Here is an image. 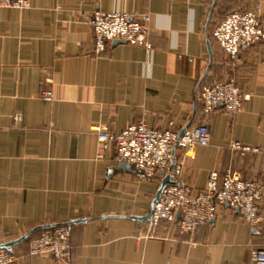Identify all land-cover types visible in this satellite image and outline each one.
<instances>
[{
	"label": "crops",
	"instance_id": "0c3cea01",
	"mask_svg": "<svg viewBox=\"0 0 264 264\" xmlns=\"http://www.w3.org/2000/svg\"><path fill=\"white\" fill-rule=\"evenodd\" d=\"M29 1L0 8V245L14 242L17 264H254L252 250L264 248V38L231 58L212 32L234 11H257L264 31V0ZM97 10L148 14L151 50L113 41L97 52ZM230 78L247 96L241 109L205 113L199 92ZM139 122L178 133L204 124L210 144L191 158L174 148L166 171L142 179L93 131ZM231 141L263 153L241 155ZM227 169L261 183L256 226L219 204L194 233L177 219L150 227L166 175L201 190L209 171ZM57 224L70 225L68 263L29 251Z\"/></svg>",
	"mask_w": 264,
	"mask_h": 264
},
{
	"label": "built area",
	"instance_id": "2783aa9c",
	"mask_svg": "<svg viewBox=\"0 0 264 264\" xmlns=\"http://www.w3.org/2000/svg\"><path fill=\"white\" fill-rule=\"evenodd\" d=\"M29 6V0H0V8L21 10ZM149 20L146 13L93 12L90 23L95 50L103 51L107 43L121 40L150 51ZM212 35L220 47L234 58L264 38L261 16L257 11L230 12L217 23ZM52 96L48 88L41 92L45 100H51ZM246 98L233 78L203 87L197 97L205 113L209 114L221 105L227 115L239 111ZM15 120H20L19 114L15 115ZM93 131L102 150L113 146L118 161L133 166L142 179H151L159 171H166L174 148L183 150L184 155L191 158L198 146L209 145L211 140L210 131L204 124L189 126L181 136L174 130L152 128L145 122L118 132L101 126L93 127ZM227 146L241 155L263 153L259 148L243 145L239 141H231ZM262 190L259 182L244 179L238 170L227 169L222 175L211 170L201 190L183 183L166 185L151 209L149 225L153 227L161 221L177 219L181 232L194 233L200 225L216 217L219 204H227L254 227L261 219L257 202ZM70 240V225H53L31 239L29 251L32 255L51 256L68 263L71 260ZM251 259L254 264H264V248L253 249ZM17 261L18 257L11 249L0 247V264H17Z\"/></svg>",
	"mask_w": 264,
	"mask_h": 264
},
{
	"label": "water",
	"instance_id": "95a60500",
	"mask_svg": "<svg viewBox=\"0 0 264 264\" xmlns=\"http://www.w3.org/2000/svg\"><path fill=\"white\" fill-rule=\"evenodd\" d=\"M115 42H121V40H116ZM189 126H190V123H188V125H187L184 129H182V130L179 132V135L181 136V135L184 133V131H185ZM172 152H173V151H172ZM120 164H121V166H122L123 168H132L134 171L138 172L133 166H131V165L127 164V163H123V162H121ZM171 183H172V181L170 180V176H169V175H166V176L164 177V179L162 180L160 186H159V189H158V191H157V193H156V198H155V200H154V202H153V204H152V207H153L154 203L156 202V200L158 199V197H159V195H160L162 189H163L166 185L171 184ZM178 217H179V214H178ZM147 218L150 219V214L147 215ZM12 244H14V242L2 244V245H0V247H5V248L10 249V245H12Z\"/></svg>",
	"mask_w": 264,
	"mask_h": 264
},
{
	"label": "rangeland",
	"instance_id": "374dc122",
	"mask_svg": "<svg viewBox=\"0 0 264 264\" xmlns=\"http://www.w3.org/2000/svg\"><path fill=\"white\" fill-rule=\"evenodd\" d=\"M261 150V149H260ZM253 153V152H252ZM241 173V172H240ZM245 179V178H244ZM247 180V179H246ZM251 181H257V180H251ZM257 182H259V181H257ZM260 183V182H259ZM261 184V183H260Z\"/></svg>",
	"mask_w": 264,
	"mask_h": 264
}]
</instances>
